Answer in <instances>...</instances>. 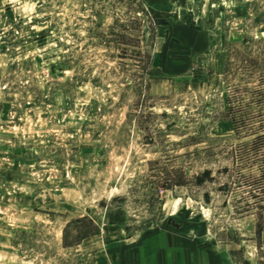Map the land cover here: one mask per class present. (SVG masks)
<instances>
[{"label": "rangeland", "instance_id": "obj_1", "mask_svg": "<svg viewBox=\"0 0 264 264\" xmlns=\"http://www.w3.org/2000/svg\"><path fill=\"white\" fill-rule=\"evenodd\" d=\"M257 134L264 0H0V264H134L165 233L264 264L236 178ZM82 217L98 234L64 248Z\"/></svg>", "mask_w": 264, "mask_h": 264}, {"label": "crops", "instance_id": "obj_2", "mask_svg": "<svg viewBox=\"0 0 264 264\" xmlns=\"http://www.w3.org/2000/svg\"><path fill=\"white\" fill-rule=\"evenodd\" d=\"M110 246L117 247L118 259L128 264L126 258L137 244H105L106 248ZM138 247L134 264H234L230 254L213 242L183 239L178 233L151 236Z\"/></svg>", "mask_w": 264, "mask_h": 264}, {"label": "trees", "instance_id": "obj_3", "mask_svg": "<svg viewBox=\"0 0 264 264\" xmlns=\"http://www.w3.org/2000/svg\"><path fill=\"white\" fill-rule=\"evenodd\" d=\"M154 24L160 25L162 24L160 21L153 20ZM157 22V23H156ZM117 44H120L119 42ZM118 49V48H117ZM147 58V64H151L152 57H149V55H146ZM241 122V121H240ZM233 124L235 125V130H238L237 121L233 120ZM244 149L243 154L240 157H237L238 160H240V164H243V162H247L249 160V154H251L253 161H256L255 167L257 168L256 175H249L248 177H245L244 175L240 174V171L237 173L238 179L242 180H253L254 184L256 185V190L259 191L260 194L264 195V135L257 134L253 137V140L248 144ZM247 160V161H245ZM248 181V180H247ZM259 194V195H260ZM264 197L259 198L258 204L259 209L264 211ZM69 231H72L74 233L73 235V241L72 243H66L65 237L69 235ZM98 234V228L94 224V221L91 219H88L87 217H82L75 219L71 221L65 231H63V247L68 248L71 246L79 245L83 240L95 236Z\"/></svg>", "mask_w": 264, "mask_h": 264}, {"label": "water", "instance_id": "obj_4", "mask_svg": "<svg viewBox=\"0 0 264 264\" xmlns=\"http://www.w3.org/2000/svg\"><path fill=\"white\" fill-rule=\"evenodd\" d=\"M171 222L169 221L168 224H170Z\"/></svg>", "mask_w": 264, "mask_h": 264}]
</instances>
